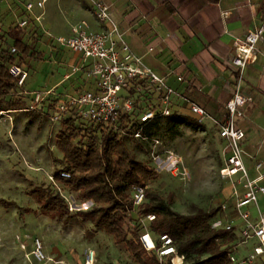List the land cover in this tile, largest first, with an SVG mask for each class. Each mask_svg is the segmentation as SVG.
Returning a JSON list of instances; mask_svg holds the SVG:
<instances>
[{"label":"rangeland","instance_id":"1","mask_svg":"<svg viewBox=\"0 0 264 264\" xmlns=\"http://www.w3.org/2000/svg\"><path fill=\"white\" fill-rule=\"evenodd\" d=\"M59 3V0H48L43 10L56 8ZM16 24L0 23V44L6 50L12 46L8 31ZM21 33L36 55L24 62L30 77L20 92H37L43 96L61 81L67 68L55 64L57 60L50 57L42 42H37L32 31L20 30ZM62 93L63 87L55 90V94ZM14 101L18 102L17 106L12 105ZM32 104V97L18 92L0 100V110L5 112L0 118V264H39L31 255L36 238L42 240L48 257L44 264H84L86 250L95 251V264H138L124 245H117L112 236L82 221L78 213L91 210L93 202L83 201L54 179L64 168L63 153L56 145L62 122L52 121L54 107L48 101L35 110H30ZM186 114L190 117L185 118L194 120L190 112ZM75 123L78 127L91 126L85 120L77 119ZM151 137L160 142L155 148L160 159L152 158V143L134 139L126 142L136 160L145 162L159 174V179L146 184L147 190L171 202V209L182 215L195 213V207L208 212L219 210L212 226L217 230L224 228L227 218L220 210L233 187L219 174L221 152L217 131L206 126L195 128L189 119L176 123L167 118L158 122ZM173 159L186 169L185 177L172 174ZM39 188L44 189L42 203L33 194ZM54 195H59L67 205L68 213L62 218L41 212L42 204ZM133 218L138 219V212ZM129 220L124 230L129 238L135 235L139 241V230ZM146 253L148 257L154 256ZM163 264L190 262L179 263L177 259Z\"/></svg>","mask_w":264,"mask_h":264},{"label":"built area","instance_id":"2","mask_svg":"<svg viewBox=\"0 0 264 264\" xmlns=\"http://www.w3.org/2000/svg\"><path fill=\"white\" fill-rule=\"evenodd\" d=\"M48 0H37L23 4L24 16L17 21L16 28L27 30L30 26V16L35 9L43 10ZM91 7L96 20L104 26H109L103 32H87L86 23H80L72 28L70 37H55L53 42L82 58V64L72 68L64 80L83 72L85 79L90 81L91 88L82 93L61 97L47 91L43 96L37 92H20L28 79L29 71L26 65L14 63L9 66V73L17 85L19 95L30 96L34 104L30 110H35L40 104L50 99L54 104L52 121L62 122L65 119L85 120L90 124H102L120 132L131 139L144 143H152L151 156L160 159L155 150L160 144L158 140L146 134V129L153 123L174 115L184 116L181 111L188 108L193 119L201 126L208 121L213 123L219 138L224 142L221 150L220 177L227 181L233 192L230 200L222 204L221 211L226 214L225 231L234 233L237 237L230 253L232 264H264V213L259 207V196L264 195V163L255 165L258 177L252 179L244 163L242 142L246 135L239 126V121L245 116L244 107L252 101L240 93L238 85L232 98L225 104V115L222 119L209 114L202 106L191 102L182 93L170 87L166 79L148 67L143 59L135 54L126 42L123 32L112 17L110 7L98 0H91ZM41 16L35 18L40 22ZM1 23V18H0ZM264 40V15L262 24L249 31L244 38H236L234 46L236 54L231 63L238 68L240 79L247 66L254 62L258 44ZM10 52L18 56L19 50L13 44ZM182 81V78H179ZM16 92V93H17ZM53 96V97H52ZM5 112H0V118ZM126 124L122 125L121 120ZM126 127V129H124ZM171 172L174 176L185 177L186 169L173 159ZM63 177L70 178L66 173ZM243 190V192L241 191ZM147 188L135 186L132 190L134 213L140 212L147 203ZM250 207L257 212L253 218ZM156 220L153 214L141 215L134 228L139 230V241L143 248L155 254L160 263L166 260H177L183 263L184 257L178 255L174 240L167 234L154 237L150 231L151 224ZM239 222V223H238ZM237 223L240 226H237ZM251 245L250 252L239 256L241 246ZM84 264H95L96 253L86 250ZM32 257L39 264L47 262L42 240L36 238L33 242Z\"/></svg>","mask_w":264,"mask_h":264},{"label":"crops","instance_id":"3","mask_svg":"<svg viewBox=\"0 0 264 264\" xmlns=\"http://www.w3.org/2000/svg\"><path fill=\"white\" fill-rule=\"evenodd\" d=\"M36 1L0 0L1 24L17 22L24 16L23 4ZM98 1L110 7L113 19L135 54L164 77L170 87L205 108L212 116L224 117L225 104L238 85L242 95L252 98L244 107L245 116L239 121V126L246 135L242 142L245 166L250 177L257 178L259 174L255 165L257 162L264 163V40L258 44L254 62L246 67L241 79L238 68L232 65L231 60L236 54L235 39L244 38L249 31L262 24L264 0ZM59 2L56 8L46 11L35 9L30 16L27 33L32 31L37 42L48 48L50 57L57 60L56 65L67 68L61 81L52 88L54 95L66 97L89 90L91 84L83 72L64 80L72 68L82 64V58L56 45L53 38L72 36V28L83 22L87 24V32L100 33L109 26L96 20L91 0ZM37 16H41L39 23L35 21ZM20 36L23 38V33ZM7 37L13 45L14 39L9 35ZM23 41L26 42V39L23 38ZM33 52L34 55L26 57V63L35 57L34 48ZM58 87H63L64 93L55 94ZM50 106L54 107V104L50 103ZM182 106L181 113L190 117L186 114L189 109ZM205 126L216 130L211 121ZM217 143L221 152L224 142L218 138ZM231 194L226 200H230ZM258 200L264 213V195H260ZM249 210L256 219L255 208L250 207ZM250 250L251 245L241 246L238 254L245 256Z\"/></svg>","mask_w":264,"mask_h":264},{"label":"trees","instance_id":"4","mask_svg":"<svg viewBox=\"0 0 264 264\" xmlns=\"http://www.w3.org/2000/svg\"><path fill=\"white\" fill-rule=\"evenodd\" d=\"M8 35L14 39L19 53L14 56L0 44V100L17 92L9 66L14 63L22 65L26 57L34 55L33 47L20 36V29H10ZM12 105L17 106L18 102L14 101ZM185 117L174 115L170 119L176 123H184L189 119L195 128L204 129L195 120ZM75 122V119L62 121L56 145L63 153L64 168L55 174L54 179L77 193L83 201L93 202L91 210L78 213L82 221L90 222L95 230H102L112 236L117 245H124L136 263L163 264L155 254L148 257L136 236L129 238L128 232L124 230L128 218L133 224L138 222L141 215L153 214L156 220L150 226L152 235H169L184 261L190 264H232L229 256L237 237L224 228L217 230L212 226L219 210L208 212L195 207V213L182 215L171 209V202L147 190V203L138 212L135 221L133 188L146 187L148 182L159 179V174L145 162L135 159L126 143L131 139L129 136L102 124L78 127ZM158 122L146 129L147 135L151 137ZM121 124L125 125L126 120L122 119ZM62 173L70 175V178L63 177ZM43 190L39 188L33 192L39 203L44 199ZM66 206L59 195H54L42 204L41 212L62 218L68 213Z\"/></svg>","mask_w":264,"mask_h":264}]
</instances>
